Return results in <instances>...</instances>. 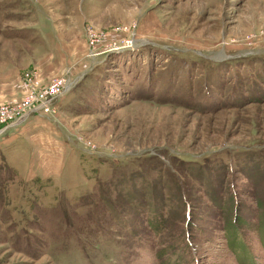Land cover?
<instances>
[{"label":"rangeland","instance_id":"1","mask_svg":"<svg viewBox=\"0 0 264 264\" xmlns=\"http://www.w3.org/2000/svg\"><path fill=\"white\" fill-rule=\"evenodd\" d=\"M4 105L0 264H264V0H0Z\"/></svg>","mask_w":264,"mask_h":264},{"label":"built area","instance_id":"2","mask_svg":"<svg viewBox=\"0 0 264 264\" xmlns=\"http://www.w3.org/2000/svg\"><path fill=\"white\" fill-rule=\"evenodd\" d=\"M66 87L65 89L68 88ZM22 109L23 108H16L11 105L0 106V134L6 129L19 125L32 111L30 109L29 112H25Z\"/></svg>","mask_w":264,"mask_h":264},{"label":"crops","instance_id":"3","mask_svg":"<svg viewBox=\"0 0 264 264\" xmlns=\"http://www.w3.org/2000/svg\"><path fill=\"white\" fill-rule=\"evenodd\" d=\"M47 121H49V120H47ZM58 129V128H57Z\"/></svg>","mask_w":264,"mask_h":264}]
</instances>
